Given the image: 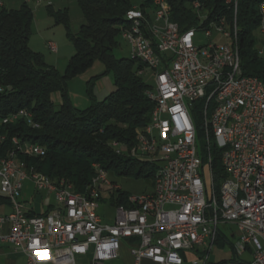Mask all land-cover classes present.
Instances as JSON below:
<instances>
[{
  "label": "built area",
  "instance_id": "obj_1",
  "mask_svg": "<svg viewBox=\"0 0 264 264\" xmlns=\"http://www.w3.org/2000/svg\"><path fill=\"white\" fill-rule=\"evenodd\" d=\"M23 1L48 7L54 0ZM141 5L134 4L125 16L134 19L135 34L121 30V39L129 46V59L143 66L154 62L147 97L157 110V123L149 133L161 137L163 151L153 155L148 133L138 129L134 155L128 156L152 158L154 171L163 172V191L128 195L126 204H113L115 219L107 224L99 215L100 201L108 195L112 202L121 191L108 172L94 165L101 175L77 192L66 181L54 183L32 173L25 159L45 157L44 147L27 141V151H19L20 139L13 137L8 145L0 131V198L12 208L0 215V247L22 251L27 264H77L90 250L93 264H106L119 259L123 245L130 248L133 264H211L223 240L233 244L237 256L225 264H264V82L242 73L239 40L231 39L225 16L222 24L207 25L209 13L196 1L198 24L182 31L171 20L167 0H156V7ZM261 5L264 13V0ZM2 8L5 0H0ZM151 9H158V18H151ZM191 30L208 42L195 44ZM48 48L58 51L51 42ZM256 50L264 59V26L258 28ZM197 101H205L206 143L221 150L225 178L218 191L209 147L204 155L191 115ZM21 121L39 128L29 111L0 118V128ZM10 154H18L21 166L10 163ZM26 182L55 203L37 213L35 205L21 201ZM104 186H111L112 194H104Z\"/></svg>",
  "mask_w": 264,
  "mask_h": 264
},
{
  "label": "trees",
  "instance_id": "obj_2",
  "mask_svg": "<svg viewBox=\"0 0 264 264\" xmlns=\"http://www.w3.org/2000/svg\"><path fill=\"white\" fill-rule=\"evenodd\" d=\"M141 8L150 5L145 0ZM199 1L209 13V19L225 16L231 23L233 13L226 0H167L172 10L171 20L182 31L197 26L198 18L192 4ZM263 0H238L239 55L245 76L264 82V59L256 50ZM84 17L80 31L69 29L67 11L54 13L56 24H63L73 43L75 55L64 73L46 64L44 57L30 47L33 12L25 3L18 10L0 9V118L18 111L32 113L38 129L24 122L0 128L6 133L8 145L13 137L38 144L46 149L43 158L25 159L52 182L66 181L83 193L95 176L94 165L116 177L148 178L154 185L155 169L147 163L118 155L113 143L130 151L136 143V131L151 121L154 104L147 97L149 86L139 71L140 62L129 58L118 59L121 30L126 13L134 6L131 0H77ZM95 62H101L105 74H112L115 91L104 101L95 102L86 110L76 109L70 102L68 87L72 79L88 71ZM60 94L61 104L55 108L54 95ZM205 101H197L191 111L199 148L208 153L203 129ZM130 149V150H129ZM212 175L217 191L225 178L221 164V150L211 143ZM128 195L118 192L112 204H126ZM221 247L231 242L222 240ZM233 261H237L234 255ZM220 264H225L220 263Z\"/></svg>",
  "mask_w": 264,
  "mask_h": 264
},
{
  "label": "rangeland",
  "instance_id": "obj_3",
  "mask_svg": "<svg viewBox=\"0 0 264 264\" xmlns=\"http://www.w3.org/2000/svg\"><path fill=\"white\" fill-rule=\"evenodd\" d=\"M144 1L145 0H131L135 5H141ZM23 4V0H5V9L18 10ZM30 8L34 16L32 36L30 39L31 49L34 52L41 54L44 57L46 64L53 66L60 73H64L75 55V48L68 38L67 29L63 24H56L55 19L50 15L46 5L37 6L36 4H31ZM52 11L54 13L67 11L69 29L73 34H77L80 31L82 24L85 22L77 0H54ZM50 42L56 45L58 50L57 53H52L49 50L48 44ZM119 42L120 47L115 51V56L118 59L129 58V46L122 39H119ZM207 42L208 39L203 36L201 38V44L205 45ZM141 77L148 86H153L154 81L152 73L146 72L144 75H141ZM114 91L115 86L113 75L105 74L104 65L101 62H95L88 71L70 81L68 96L71 104L76 109L86 110L91 107L92 100L95 102H102ZM54 103L55 108L59 109L61 104L60 94L54 95ZM114 148L116 151L120 150L122 153L127 152L123 146H114ZM109 179L121 189V192L129 196L137 197L153 189L151 179H138L134 177V174L128 177H116L112 173H109ZM21 201L28 202L29 204L31 203V206L35 205L37 212H41L42 204L44 210H46L49 205L55 203L53 196L37 193L33 184L29 182L25 183V191L23 192ZM115 213L116 209L110 201L109 196L103 195V199L100 201L99 215L105 223L113 224ZM221 242L222 240L218 241L217 247H219V249H215L212 252L210 257L211 262L221 260L229 255L230 252L228 250L222 249ZM126 246L130 251L128 245ZM243 258L249 259V256L244 255ZM107 264H110V262Z\"/></svg>",
  "mask_w": 264,
  "mask_h": 264
},
{
  "label": "bare ground",
  "instance_id": "obj_4",
  "mask_svg": "<svg viewBox=\"0 0 264 264\" xmlns=\"http://www.w3.org/2000/svg\"><path fill=\"white\" fill-rule=\"evenodd\" d=\"M229 4L231 6V10L233 13V18L231 20V23L228 22L229 25V34L231 35L232 40H239V27H238V0H229ZM168 5V2H167ZM149 7H156V0H151V4ZM130 10L126 13V16H129ZM151 18H158V9H151ZM125 25L122 27V30H125L128 34H135V22L132 17H125ZM223 17H218L216 19H209V16L207 18V25H215V24H222ZM259 26H264V13H263V6H260V23ZM202 33H198V30H191V37H195V44H201V38ZM138 61V60H135ZM139 62V61H138ZM146 72H150L153 74L154 72V62L153 61H146L145 66L143 68V72H139V74L144 75ZM157 123V110L154 108L151 116L150 123L142 129V133H148V142H150L153 146V155H160L161 151H163V143L161 142V137L157 135V133H149L150 127H155ZM7 126V125H4ZM3 138H7L6 133L2 134ZM115 147L121 146V145H114ZM18 150L19 151H27V141H18ZM130 150V149H129ZM118 154H126L128 155H134V148H132L130 151H127L126 153H122L120 150H117ZM141 162L147 163L151 167L155 169V162L152 158H135ZM10 163L13 164V166H21V159H18V154H10ZM95 168V176L101 175V168L100 167H94ZM31 171L32 173H38L39 170L36 169L34 165H31ZM154 185L152 192H161L163 191V185H164V178H163V172L162 171H156L155 173V179H154ZM112 194V187L111 186H104V194Z\"/></svg>",
  "mask_w": 264,
  "mask_h": 264
},
{
  "label": "crops",
  "instance_id": "obj_5",
  "mask_svg": "<svg viewBox=\"0 0 264 264\" xmlns=\"http://www.w3.org/2000/svg\"><path fill=\"white\" fill-rule=\"evenodd\" d=\"M24 191H25V187H24L23 192ZM22 197H23V193H22ZM22 197H21V199H22ZM47 209H48V207L46 208V210ZM35 210H36V208H35ZM46 210H44V208L42 206L41 212L46 211ZM11 211H12V208H11L9 202L0 198V215L9 214V213H11ZM36 212H37V210H36ZM41 212H37V213H41ZM215 249H219V247H216ZM222 249L228 250L230 252L229 255H227L225 258L218 260V261H215V262H211V260H210L211 264H220V263H223L229 259L232 260L234 255H236L234 249H231L230 247H224ZM120 261L121 262L123 261V262L121 263ZM0 264H27V258L22 251H20V250L15 251L11 247L4 245V246L0 247ZM77 264H93V251L90 250L88 255H86L84 257H80L77 260ZM110 264H133V258H132L131 253H130V251L126 245H123V247L120 251L119 259L110 262ZM143 264H152V263L149 261H145Z\"/></svg>",
  "mask_w": 264,
  "mask_h": 264
}]
</instances>
